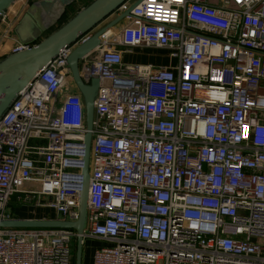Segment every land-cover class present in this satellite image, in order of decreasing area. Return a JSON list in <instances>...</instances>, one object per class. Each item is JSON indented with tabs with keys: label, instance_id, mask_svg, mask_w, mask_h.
Segmentation results:
<instances>
[{
	"label": "built area",
	"instance_id": "built-area-1",
	"mask_svg": "<svg viewBox=\"0 0 264 264\" xmlns=\"http://www.w3.org/2000/svg\"><path fill=\"white\" fill-rule=\"evenodd\" d=\"M124 20L80 60L85 81L100 80L83 238L105 243L91 264H264V0H142ZM76 45L0 119V220L15 218L13 200L79 217L88 129L68 64ZM137 46L173 62L126 63ZM77 237L0 225V264H73Z\"/></svg>",
	"mask_w": 264,
	"mask_h": 264
},
{
	"label": "water",
	"instance_id": "water-1",
	"mask_svg": "<svg viewBox=\"0 0 264 264\" xmlns=\"http://www.w3.org/2000/svg\"><path fill=\"white\" fill-rule=\"evenodd\" d=\"M15 0H0L1 16ZM77 0H37L32 2L14 28L19 44L25 48L0 58V119L8 111L18 93L51 62L63 49L76 45L92 33L84 42L77 44L68 57L72 78L80 90L86 109L87 133L83 160V184L80 192L79 217L69 221L61 218H13L0 220L3 227L19 228H69L78 233L76 264H83V232L87 225L90 191V164L94 102L100 86L98 78L85 81L80 72V60L92 53L101 43V36L115 29L142 0H92L71 18L52 30L63 18L66 10ZM127 7L120 12L121 7ZM120 12L103 27H97L114 13ZM97 29V30H96ZM52 30V31H50Z\"/></svg>",
	"mask_w": 264,
	"mask_h": 264
},
{
	"label": "rangeland",
	"instance_id": "rangeland-1",
	"mask_svg": "<svg viewBox=\"0 0 264 264\" xmlns=\"http://www.w3.org/2000/svg\"><path fill=\"white\" fill-rule=\"evenodd\" d=\"M32 0H23L24 5L28 4L29 2H31ZM92 0H77L75 3H73L71 5V7L69 8V10L67 11L66 15L64 16L63 20L59 23V24H63L65 23L69 18H71L78 10H80L83 6L87 5L89 2H91ZM22 0H17L16 2L13 3V5L9 8V10L7 11V14L9 16H12L14 12H18L19 14H21L22 12ZM20 8V10H19ZM18 14V15H19ZM8 20L9 19H3V17H1L0 19V53H2L4 56L7 55V51L8 49V45L7 43L9 42V31H8ZM125 20H122L120 22V25L123 26L125 24ZM57 25L52 29H56ZM98 28V27H97ZM50 30V31H52ZM12 34V32H11ZM128 54V53H127ZM126 54V55H127ZM167 54V53H166ZM168 55V54H167ZM2 57V56H0ZM168 59L169 63L173 62V60L168 56H166L164 53L162 52H156L154 49H148L147 51H135V52H131L128 54V63L130 64H138L139 62L141 63H153V62H161L164 59ZM39 188V186L37 187ZM14 205V207H13ZM14 208L15 211L17 212L18 215H24V213L26 212V210L30 207H24V206H19L16 203H12L11 208ZM27 208V209H26ZM46 218H58L57 214H47ZM77 239L74 240L73 242V247H75V243H76ZM99 242L101 243L100 239H86L83 245V264H91L92 263V258H93V253L94 250L96 249V247L98 246Z\"/></svg>",
	"mask_w": 264,
	"mask_h": 264
},
{
	"label": "crops",
	"instance_id": "crops-1",
	"mask_svg": "<svg viewBox=\"0 0 264 264\" xmlns=\"http://www.w3.org/2000/svg\"><path fill=\"white\" fill-rule=\"evenodd\" d=\"M17 0H15L14 2H16ZM34 1H37V0H32L31 2H29L28 4H25L24 5V2H23V0H22V5H21V8H22V12H21V14H19L18 12H14L13 13V15L12 16H10V24L8 23V31H9V42L7 43V45H8V48H6V49H8V50H6L7 51V53L6 54H9V53H11L12 52V49H13V47L15 46V45H17V44H19V42H18V38H17V36H16V34H15V32H14V28H15V26L17 25V23L19 22V20L22 18V16L24 15V13H25V11H26V9L28 8V6L32 3V2H34ZM13 2V3H14ZM76 2V1H75ZM74 2V3H75ZM13 5V4H12ZM9 10V9H8ZM19 10H20V8H19ZM21 11V10H20ZM120 12H118V13H114L112 16H110L108 19H106L103 23H101L99 26H98V28L97 29H99V28H101V27H103L104 25H106L108 22H110L112 19H114L118 14H119ZM19 14V15H18ZM121 28V25L119 24L115 29H120ZM96 29V30H97ZM110 31H113V29H111ZM11 32H12V34H11ZM148 49H154L156 52H162V53H164L166 56H168L167 54V51L166 50H163V49H156V48H152V47H145V46H137V47H133V48H131V49H126V52H125V54H124V60H125V62L126 63H128L127 61L129 60L128 59V54L129 53H133V52H135V51H140V52H142V51H147ZM128 53V54H127ZM167 53V54H166ZM127 54V55H126ZM0 56H2V57H4V55L2 54V53H0ZM6 56V55H5ZM2 57H0V58H2ZM171 63V62H170ZM169 63V60L168 59H164V60H162L161 62H158V63H156V62H153V63H141V62H139L138 64H153V65H155V66H160V65H167V64H170ZM12 203H16V204H18L19 206H24V207H30V208H26L27 210H26V212L24 213V215H18L17 214V212L15 211V209L13 208L14 207V205H13V207L11 208V206H12ZM9 212H10V214L11 215H13L15 218H26V219H39V218H46V216H47V214H50V213H53V214H56L55 212H54V210L53 209H51V208H48V207H45V206H38L37 204H35V203H21V202H17V201H15V200H13L11 203H10V206H9ZM85 242V241H84ZM105 242L104 241H102L101 240V243L99 242V244H98V246L97 247H99V246H102L103 244H104ZM96 247V248H97Z\"/></svg>",
	"mask_w": 264,
	"mask_h": 264
},
{
	"label": "trees",
	"instance_id": "trees-1",
	"mask_svg": "<svg viewBox=\"0 0 264 264\" xmlns=\"http://www.w3.org/2000/svg\"><path fill=\"white\" fill-rule=\"evenodd\" d=\"M89 3H90V2H89ZM89 3H88V4H89ZM70 7H71V6H69V7L67 8L66 13H67V11L69 10ZM66 13H65V15H66ZM65 15H64V16H65ZM64 16H63V18H64ZM63 18L61 19V21L63 20ZM61 21H60V22H61ZM60 22H59V23H60ZM59 23L57 24V27H56V28H58L60 25H62V24H59ZM76 247H77V241H76V243H75V247H74V258H73V264H76Z\"/></svg>",
	"mask_w": 264,
	"mask_h": 264
},
{
	"label": "bare ground",
	"instance_id": "bare-ground-1",
	"mask_svg": "<svg viewBox=\"0 0 264 264\" xmlns=\"http://www.w3.org/2000/svg\"><path fill=\"white\" fill-rule=\"evenodd\" d=\"M111 30V29H110Z\"/></svg>",
	"mask_w": 264,
	"mask_h": 264
}]
</instances>
